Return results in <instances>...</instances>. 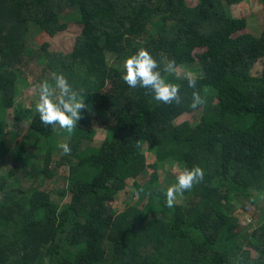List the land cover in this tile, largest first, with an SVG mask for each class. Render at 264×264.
<instances>
[{"label":"trees","instance_id":"16d2710c","mask_svg":"<svg viewBox=\"0 0 264 264\" xmlns=\"http://www.w3.org/2000/svg\"><path fill=\"white\" fill-rule=\"evenodd\" d=\"M244 1L0 0V150L18 138L4 116L19 84L44 96L17 163L0 170V264H264V28L247 33V18L228 15ZM71 23L68 52L32 39ZM80 69L93 113L58 89ZM145 146L183 175L184 201L167 204L151 184L108 215L146 177Z\"/></svg>","mask_w":264,"mask_h":264},{"label":"rangeland","instance_id":"374dc122","mask_svg":"<svg viewBox=\"0 0 264 264\" xmlns=\"http://www.w3.org/2000/svg\"><path fill=\"white\" fill-rule=\"evenodd\" d=\"M189 6L193 7L196 5V0H187ZM228 15L231 18L240 19L241 17L247 18L248 26L245 32L251 34H259L264 28V0H246L238 6L227 8ZM80 28L78 25L71 23L69 29L56 35L53 38L43 37L40 32L34 29L32 39L37 45H43L44 43L49 44V51L51 52H68L74 43L76 36L79 34ZM112 64L122 67L123 64L118 62L115 57H111ZM263 63H258L254 72L258 73L261 71ZM198 68L195 67L192 71L187 72L183 70H177L173 72L182 78H193L196 77L198 73ZM198 76V75H197ZM34 81L30 79L29 81H23L19 84V96L17 97V102L14 107L8 109L6 115L4 116L5 131H9V135H16L17 141L12 150H0V170L6 171L13 167L17 163L15 157L16 151L19 149V144L21 143V137L26 133L29 126L30 120L38 112V102L41 96H44L39 92V88L34 87ZM83 75L80 70L68 71L61 79L58 81V89L64 98H66L71 105H83L88 107L93 113V107L86 96L83 89ZM84 87H87L85 85ZM91 90L92 88H86ZM104 95H109V90L104 91ZM46 100V99H45ZM44 100V101H45ZM41 102V100H40ZM44 105V103H43ZM202 111L195 112L190 115H185L181 117L177 123L181 124L184 122H189L191 124L197 123L202 117ZM98 122L92 124L91 127H98ZM104 127H100L98 134L95 138L92 147H99L105 139ZM66 139H54L52 145L58 148L66 147ZM143 154L146 156V177L141 180L129 181V185L125 192L120 193L117 197L115 203H110L107 205V214L114 216L117 213L126 209L129 197L137 199L140 193L147 190L152 184L153 192L165 197L167 199V204H180L184 201L182 194L180 193L179 182L183 179V175L176 170V166L170 163L158 164L154 155V151L150 150L148 147H143ZM138 190H140L138 192ZM224 196V195H223ZM225 202L229 199L224 196ZM234 204L236 203L233 201ZM261 206L264 207V199L262 200ZM246 210L241 209L243 212L242 218L245 224L250 223V213ZM231 264V261L228 263Z\"/></svg>","mask_w":264,"mask_h":264}]
</instances>
